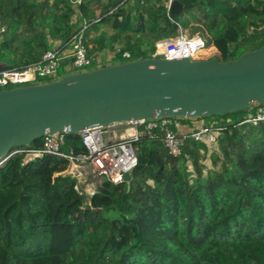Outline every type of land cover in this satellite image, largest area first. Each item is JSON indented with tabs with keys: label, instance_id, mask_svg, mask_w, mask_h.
<instances>
[{
	"label": "trees",
	"instance_id": "trees-1",
	"mask_svg": "<svg viewBox=\"0 0 264 264\" xmlns=\"http://www.w3.org/2000/svg\"><path fill=\"white\" fill-rule=\"evenodd\" d=\"M179 1L193 6L164 18L169 0H0V70L68 45L83 22L91 55L119 46L152 57L180 27L197 28L222 61L264 45L253 31L264 27V0ZM251 110L207 117L221 128L216 145L188 136L178 156L161 127H141L131 180H103L92 194L64 158L24 162L45 137L18 148L0 166V264H264V120L244 122ZM61 150L87 152L73 133Z\"/></svg>",
	"mask_w": 264,
	"mask_h": 264
},
{
	"label": "water",
	"instance_id": "water-1",
	"mask_svg": "<svg viewBox=\"0 0 264 264\" xmlns=\"http://www.w3.org/2000/svg\"><path fill=\"white\" fill-rule=\"evenodd\" d=\"M192 6L173 0L163 17H180ZM253 31L262 34L264 27ZM256 105H264V45L235 60L137 58L0 89V166L13 149L59 132L81 134L164 117L224 116ZM124 178L129 182L131 174Z\"/></svg>",
	"mask_w": 264,
	"mask_h": 264
},
{
	"label": "built area",
	"instance_id": "built-area-1",
	"mask_svg": "<svg viewBox=\"0 0 264 264\" xmlns=\"http://www.w3.org/2000/svg\"><path fill=\"white\" fill-rule=\"evenodd\" d=\"M172 1L169 0L168 7ZM73 3L78 5L81 0H73ZM87 27L88 25L83 22L77 28L68 45L61 46L59 42H52V47L44 53L42 59L38 62L26 64L21 68L1 69L0 89L46 82L44 79H49L48 81L58 79L63 76H60L59 68L62 66V62L65 61L67 62L64 64L65 74H70L133 60L131 53L129 51L123 52L119 46H116L114 50H103L94 55L89 54L86 44ZM212 51L213 54L208 58L216 57L219 52L214 51L213 45L208 44L206 38L200 33L189 34L180 27L177 34L156 42L152 57L167 59L188 57L191 60H201L208 59L205 54ZM119 54L121 60L115 61L114 58ZM251 109L244 122L258 124L264 120V105H256ZM182 119L180 117H164L92 127L81 133L87 152L78 155L61 150L67 132L47 135L45 136L43 149L28 150L24 162L26 163L32 158L49 153L68 160L69 167L66 173L77 178L78 183H81L82 178L85 176L91 181H95L99 186L103 180L113 183L126 182L124 175L126 173L131 174L138 164L134 141L142 133L141 127L149 134L154 129L161 127L164 144L169 153L175 156L181 155L184 140L188 136L198 142H205L211 146L216 145L221 131L216 122L210 124L201 122L190 131L181 132ZM23 151L16 149L10 153V156ZM5 161L6 159L2 163ZM75 167L87 169H83V172L78 174H73L72 170Z\"/></svg>",
	"mask_w": 264,
	"mask_h": 264
},
{
	"label": "rangeland",
	"instance_id": "rangeland-1",
	"mask_svg": "<svg viewBox=\"0 0 264 264\" xmlns=\"http://www.w3.org/2000/svg\"><path fill=\"white\" fill-rule=\"evenodd\" d=\"M195 26V25H194ZM195 31L197 30V28L194 29ZM194 30L192 31V29H186L185 31L189 34H194V33H198V32H194ZM2 31V29H1ZM198 31V30H197ZM207 42H208V39H206ZM211 54H213V51L212 52H208L205 54V57H209ZM118 60H121V59H118ZM66 73V68H65V65H62L60 66L59 68V74L60 76L61 75H64ZM49 79H44V81H48ZM204 119V122L207 123V124H210V123H213V121L211 120H207V119H210V118H202ZM205 163L207 165L210 166V160H206ZM82 186V187H81ZM99 184L95 183V181H91L89 178H87L84 182H82V184L79 182L77 187L80 188L82 191H85V192H88L90 194L94 193L95 190L98 188Z\"/></svg>",
	"mask_w": 264,
	"mask_h": 264
},
{
	"label": "crops",
	"instance_id": "crops-1",
	"mask_svg": "<svg viewBox=\"0 0 264 264\" xmlns=\"http://www.w3.org/2000/svg\"><path fill=\"white\" fill-rule=\"evenodd\" d=\"M132 4H134V2H131L129 4V6H131ZM214 47V51H218L217 48L215 46ZM183 122V121H182ZM204 122V119L202 118H197V119H192L191 121L188 122H183V127L181 128V132H188L190 130H192V128L197 125L198 123ZM205 123V122H204ZM68 170V168L66 169ZM67 172V171H65Z\"/></svg>",
	"mask_w": 264,
	"mask_h": 264
},
{
	"label": "bare ground",
	"instance_id": "bare-ground-1",
	"mask_svg": "<svg viewBox=\"0 0 264 264\" xmlns=\"http://www.w3.org/2000/svg\"><path fill=\"white\" fill-rule=\"evenodd\" d=\"M83 169H87V168H84V167H75L72 170V172H73V174H78L79 172H83L82 171ZM87 178H88L87 176L83 177L82 180H81V183L84 182Z\"/></svg>",
	"mask_w": 264,
	"mask_h": 264
}]
</instances>
